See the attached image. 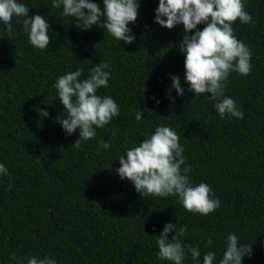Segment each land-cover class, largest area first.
<instances>
[{
  "label": "trees",
  "instance_id": "trees-1",
  "mask_svg": "<svg viewBox=\"0 0 264 264\" xmlns=\"http://www.w3.org/2000/svg\"><path fill=\"white\" fill-rule=\"evenodd\" d=\"M18 2L29 17L48 19L51 40L36 49L18 18L12 35L0 23V164L8 170L0 174V264H27L32 256L56 264H171L159 259L154 237L167 223L187 225L182 242L199 247L201 260L212 251L218 264L232 233L238 247L252 245L242 264H264V0H243L252 21L232 25L252 53L250 74L231 72L225 89L243 119L221 118L210 94L188 91L178 49L183 26L167 30L154 22L158 0H138L137 20L128 25L131 45L96 26L77 29L52 0ZM93 2L102 7V0ZM101 62L110 78L97 94L110 96L120 113L95 138L71 147L79 129L67 135L56 122L66 112L54 84L78 68L87 78ZM172 76L184 89L183 96L171 90L174 102L167 97ZM159 126L180 137L182 167L191 166L192 183H206L220 200L214 212H187L177 196L144 199L117 175L118 158ZM102 139L110 148L100 147ZM182 264H194L190 254Z\"/></svg>",
  "mask_w": 264,
  "mask_h": 264
},
{
  "label": "clouds",
  "instance_id": "clouds-1",
  "mask_svg": "<svg viewBox=\"0 0 264 264\" xmlns=\"http://www.w3.org/2000/svg\"><path fill=\"white\" fill-rule=\"evenodd\" d=\"M51 6L56 9L62 7V14L71 18L81 31L96 26L125 45H131L135 40L128 25L137 20L138 0H102V7L93 0H52ZM29 10L18 0H0V23L12 35V20L18 18L17 23L22 24L30 45L43 50L51 40L48 19L41 15L29 17ZM237 20L241 24L252 21L251 15L244 10L243 0H158L155 10L154 22L161 28L172 30L177 25L183 26L184 36L178 49L184 56V82L194 95L210 94L221 118L230 115L243 119L242 109L225 95V89L231 72L247 76L252 70L250 49L233 34L232 25ZM198 25H203L202 30ZM108 67L107 63L101 62L84 79H81L84 69L78 68L58 77L54 84L58 100L66 112V116L56 117V122L67 135L79 129V137L71 147L79 148L82 141L95 138L96 129L108 125L120 113L119 105L110 96L97 94L98 89L108 86ZM170 78L171 89L167 97L174 102L171 90L174 89L177 96H183L184 89L179 76ZM39 115L48 117L49 113L39 110ZM142 115L143 112L137 110L136 120L140 121ZM179 141L180 137L170 127H157L138 146L128 148L118 158L120 166L116 173L121 180H128L144 199L177 196L185 211L208 215L218 209L221 202L214 198L206 183H192L188 175L192 171L191 166L182 167L187 157L183 155L184 148ZM99 144L103 149L111 146L110 140L102 139ZM7 171L0 164V174H7ZM187 231V225L165 224L159 236H154L159 259L182 264L186 254H190L194 264H214L215 252H206L201 260L199 247L182 242ZM238 241L237 235L228 234L218 264H242L245 256H251L252 245L241 244L238 247ZM207 243L211 245L212 239L209 238ZM12 259H16L15 255ZM27 264H56V261L47 256H32L27 259Z\"/></svg>",
  "mask_w": 264,
  "mask_h": 264
}]
</instances>
